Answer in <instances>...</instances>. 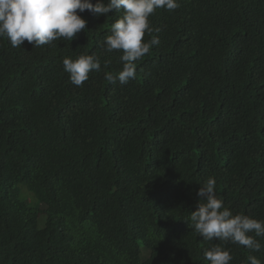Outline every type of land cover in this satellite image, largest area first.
<instances>
[{
	"label": "trees",
	"instance_id": "1",
	"mask_svg": "<svg viewBox=\"0 0 264 264\" xmlns=\"http://www.w3.org/2000/svg\"><path fill=\"white\" fill-rule=\"evenodd\" d=\"M179 4L150 17L160 44L126 85L100 44L123 11L86 10L72 41L0 37V264H208L223 242L189 217L210 176L234 214L264 219V0ZM93 52L101 70L73 85L63 59Z\"/></svg>",
	"mask_w": 264,
	"mask_h": 264
},
{
	"label": "clouds",
	"instance_id": "2",
	"mask_svg": "<svg viewBox=\"0 0 264 264\" xmlns=\"http://www.w3.org/2000/svg\"><path fill=\"white\" fill-rule=\"evenodd\" d=\"M180 7L179 0H0V37H7L11 46L21 48L25 41L33 47L51 45L57 40L72 41L86 30L88 21L82 17L86 10L99 17L113 10L123 15L111 23V34L100 42L108 53L119 51L122 69L117 75L105 73V79L126 85L137 75V62L150 54L160 44L159 36H152L150 17L157 9L174 11ZM152 36L144 40L145 34ZM105 61L104 66H108ZM64 71L70 82L82 87L92 71L101 70L100 58L82 53L75 59H63ZM217 181L210 176L200 185L197 195L201 197L195 211L190 212L191 229L206 242L214 243L203 256L208 264H231L233 255L226 244L242 246L250 251L244 264H264L251 253H258L264 245L257 239L264 238V219L243 213L234 214L216 193Z\"/></svg>",
	"mask_w": 264,
	"mask_h": 264
},
{
	"label": "rangeland",
	"instance_id": "3",
	"mask_svg": "<svg viewBox=\"0 0 264 264\" xmlns=\"http://www.w3.org/2000/svg\"><path fill=\"white\" fill-rule=\"evenodd\" d=\"M29 194V191L27 190V188L25 186H21V198L25 199V196ZM31 202L30 204L38 207L41 211H40V215H39V218H38V222L40 225H42L44 222H45V214H44V208L45 206L43 204H41L40 202L37 203V200L35 199L34 202L32 201H29Z\"/></svg>",
	"mask_w": 264,
	"mask_h": 264
}]
</instances>
